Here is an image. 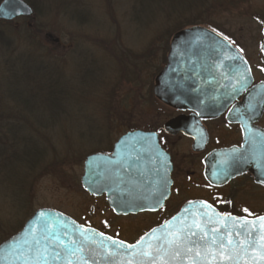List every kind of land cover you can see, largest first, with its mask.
I'll list each match as a JSON object with an SVG mask.
<instances>
[{
  "label": "rangeland",
  "instance_id": "obj_1",
  "mask_svg": "<svg viewBox=\"0 0 264 264\" xmlns=\"http://www.w3.org/2000/svg\"><path fill=\"white\" fill-rule=\"evenodd\" d=\"M83 2L87 6L91 5V9L89 7L90 11L85 19L75 18L79 20H76L79 24L72 21L68 23L69 21H66L70 19L68 15L59 12L56 17L55 11L48 13V9L39 17L33 14L29 18L20 17L11 21L12 29L22 28L28 24L31 26L30 30H33V26L35 30L38 19L43 23L54 20L63 25L60 29L67 28V32L52 34L54 39L65 45L62 51L69 54H66L68 60L65 62L64 77L69 81L72 79L76 84L82 77L84 78L82 69L88 67L84 75L88 79H93L94 84L89 87L88 96L91 97L97 84L100 88L97 87L94 95L98 97L94 99L96 105L93 107L91 100L87 99L84 105L87 110L80 111L81 116L74 115V105L67 109L68 117H73L72 122L79 124L74 125L75 136L68 142L69 148L78 150L73 153L75 158L72 161L71 158L62 167L42 174L33 184L25 201L21 199L20 201L16 197L19 196L16 191L14 197L11 195L7 197L1 187L0 241L18 231L38 208H53L76 216L91 209V201L80 185L85 156L112 142L122 127L128 125V121L138 120L137 122L142 124L146 122L148 114L166 110L153 96L152 83L154 76L161 69L164 48L172 35L166 39L162 37L161 32L152 33L150 15L147 14V10L141 12V15L132 10L134 0H83ZM136 10L139 11L137 7ZM208 18L204 24L196 25L233 36L255 67L256 76L264 77V60L260 58L259 52L264 0H249L240 9L233 12L216 11L210 13ZM73 30L79 32H72ZM41 31L42 35L52 33L49 27L47 29L44 27ZM14 36L17 37V34ZM90 60L94 61L92 66L87 65ZM109 83L112 91L107 85ZM108 93L111 94L112 101L109 104L106 103L109 101ZM25 95V100H29L27 93ZM23 110L26 111L25 108ZM94 111L96 116H92ZM28 115L40 116L37 110ZM81 133L85 134L84 138H79ZM103 133L107 137L105 142ZM66 147L67 143L59 141L54 143L55 149L60 148L61 155H64ZM28 179L32 180L33 175ZM4 181V178L1 179V183Z\"/></svg>",
  "mask_w": 264,
  "mask_h": 264
},
{
  "label": "flooded vegetation",
  "instance_id": "obj_2",
  "mask_svg": "<svg viewBox=\"0 0 264 264\" xmlns=\"http://www.w3.org/2000/svg\"><path fill=\"white\" fill-rule=\"evenodd\" d=\"M263 22L264 18L262 25ZM215 32L223 38L228 37L226 41L247 62L252 77L249 86L224 110L213 114L187 108L175 109L156 99L166 110L148 114L142 124L138 120L128 121L112 142L95 151L111 155L114 145L123 136L132 132L146 134L136 136L132 144L123 147L120 156L128 161L132 154L140 165L152 164L154 156L157 161L155 170L151 168L148 174L147 170L140 172L139 176L149 185V195L167 192L162 202L154 206V200L151 207L145 209L116 211L110 206L107 196H119L123 190H110L109 193L104 190L94 195L82 188L91 201V209L77 216L65 214L81 225L127 244L136 243L192 201L205 202L221 214L231 216L256 218L264 214V184L258 181L264 177V106L260 104L261 95L252 93L253 86L264 82V77L256 76L255 67L233 36L219 30ZM260 35L259 52L264 60L262 27ZM169 42L170 39L164 48L161 68L167 62ZM173 119H177L176 128L166 130L165 124ZM103 134L105 142L107 137ZM132 146L136 149L133 153L129 150ZM167 163L170 165L168 176L165 174ZM156 170L161 171L155 175Z\"/></svg>",
  "mask_w": 264,
  "mask_h": 264
},
{
  "label": "trees",
  "instance_id": "obj_3",
  "mask_svg": "<svg viewBox=\"0 0 264 264\" xmlns=\"http://www.w3.org/2000/svg\"><path fill=\"white\" fill-rule=\"evenodd\" d=\"M25 1L32 6L33 16H42L43 11L48 9V13L55 11L56 17L59 12L68 15L70 19L66 21L76 24L79 23L75 18L85 19L90 11L89 7L91 9V5L87 6L83 0ZM248 1L134 0L132 10L140 15L147 10L152 33L161 32L162 37L168 39L177 30L204 24L210 13L233 12ZM62 26L54 20L43 23L38 19L35 30L34 26L33 30H30L31 26L28 24L22 28L12 29L11 21L0 20V183L1 179H5L0 184V189L2 187L7 197L10 195L14 197L16 191L19 193L16 197L25 201L33 184L42 174L62 167L71 158V161L75 158L73 153L78 150L69 148L68 142L74 138V127L79 124L72 122L73 117H68L67 109L74 105V115L81 116L80 111L87 110L84 108L87 99L91 100L93 107L96 105L94 99L98 97L94 95L100 86L97 84L91 97L88 96L89 87L94 86L93 79H88L84 75L88 67L82 69L84 78L82 77L76 84L72 79L71 82L64 77L65 62L68 60L66 54H69L62 51L65 45L52 35L68 31L67 28L60 29ZM44 27L46 29L49 27L52 33L42 35L41 30ZM14 34H17V37H13ZM89 62L88 66L94 63L93 60ZM107 85L109 87L110 83ZM110 90L112 91L111 86ZM25 93L29 100H25ZM108 96L107 104L112 103L111 94L108 93ZM33 110H37L40 116L29 117L28 113ZM92 116H96L95 111ZM81 134L79 138H84L85 134ZM56 141L67 143L64 155H61L60 148L59 150L54 148ZM31 175L32 180L28 179Z\"/></svg>",
  "mask_w": 264,
  "mask_h": 264
},
{
  "label": "water",
  "instance_id": "obj_4",
  "mask_svg": "<svg viewBox=\"0 0 264 264\" xmlns=\"http://www.w3.org/2000/svg\"><path fill=\"white\" fill-rule=\"evenodd\" d=\"M33 13V8L25 0L0 1V20L2 21H12L20 17L29 18ZM262 33L263 43L261 45V51L264 54V22L262 25ZM231 56L239 58L235 60L229 59L228 57ZM217 65L222 66L217 67ZM237 73H243L244 79L241 80ZM226 79L228 80V84H226ZM251 82L252 77L247 62L234 46L224 40L220 35L218 36L212 29L201 25H192L172 34L169 42L167 62L154 78L152 93L157 100L172 108H187L213 114L224 110ZM233 86H235V90H233ZM252 93L261 95L262 99L260 104L264 106V82L253 86ZM176 126L177 119H173L168 121L164 127L167 130L171 127L176 128ZM141 135L146 134H142L141 132L129 133L114 145L111 155H103L95 152L89 154L83 162V174L80 177V184L88 193L97 195L104 190H107L108 193L110 190L113 192L119 189L124 191L119 196H107L110 206L116 211L149 208L154 200L155 206L159 202H162L167 194L166 192L162 195L156 193L152 196L149 195V185L143 182L139 176L140 172L147 170L148 174L151 168L152 171L155 170L157 161L154 156L152 164L149 162L146 165L145 163L144 165H140V162L132 154L129 155L128 161L122 159L120 156L122 148L132 144L134 138ZM155 140L154 138V143H156ZM154 148L156 149V146ZM129 150L133 153L136 149H133L132 146ZM223 152H226V150ZM140 167L143 168L142 171H140ZM165 170V174L168 176L170 170L168 163L165 164ZM160 171L156 170L155 175ZM258 181L264 184L262 182L264 181V177ZM200 202L202 201L186 203L173 217L187 216L191 220L192 213H202L205 211H208L209 214L214 211L220 215H225L218 212L212 206L211 209L199 207ZM185 208L189 209L187 213L184 212ZM41 212H44L46 216L40 217L39 214ZM261 216H264V214ZM173 217L167 221H171ZM256 218L247 219L253 220ZM203 219H207V217H203ZM37 221L41 223L44 221L54 222L56 228H60L61 224H63L66 226L63 230H66L69 236L77 241L82 239L79 232L80 228L93 230V233H88L92 236V239L98 242L103 240V237L99 236L101 232L79 224L61 211L48 207L38 208L26 219L18 231L0 241V264H26L23 257L17 258L7 253L14 246L19 248L25 239H30L28 229ZM225 224H227L233 233L236 230L243 231L239 225L234 228L232 222L228 220L220 225H210L209 227L218 226L221 228V234H223ZM39 226L37 224V227ZM164 226L165 223L153 229H157L159 233V230ZM153 229L142 237L147 239L151 236ZM255 235L254 232L253 239H255ZM104 236L110 237L105 234ZM64 239L67 240L68 237H64ZM233 239L240 240L244 239V237H236L233 235ZM104 243L110 249L116 250L110 241H104ZM88 247L94 249V251L85 253L88 264H128L129 259H138L130 257L129 253L131 250L124 248L118 250L119 255L109 256L102 249H99L97 244L89 242ZM253 257H256V259H253ZM51 264H63V261H53ZM73 264H77V262L74 260ZM236 264H264V260L259 259L258 249L257 251L249 249L247 253L241 252L239 254V259Z\"/></svg>",
  "mask_w": 264,
  "mask_h": 264
},
{
  "label": "snow or ice",
  "instance_id": "obj_5",
  "mask_svg": "<svg viewBox=\"0 0 264 264\" xmlns=\"http://www.w3.org/2000/svg\"><path fill=\"white\" fill-rule=\"evenodd\" d=\"M215 32V29H213ZM217 35H221L217 33ZM228 40V37H224ZM242 51V50H241ZM229 59H238L231 56ZM222 65H217L221 67ZM241 80L243 73H237ZM243 87V85H241ZM235 90V86H233ZM252 106L249 105V108ZM264 182V181H262ZM199 207L211 209V205L200 202ZM189 209L185 208L187 213ZM247 213L248 210L244 209ZM40 217L46 216L44 212ZM207 217V219H203ZM226 220L231 221L233 227L237 225L243 231L236 230L234 233L225 224L223 234L218 226ZM37 224L40 226L37 227ZM66 226L61 224L60 228L55 227L54 222H34L28 229L30 239H25L19 248L13 247L7 253L14 257H23L26 264H51L53 261H63V264H88L85 253L94 251L88 247L89 242L97 244L106 255H119V249L131 250L129 255L136 260L129 259L128 264H236L241 252L247 253L249 249L257 251L260 260H264V216L253 220L247 218L232 217L230 214L220 215L214 211L209 214L205 212L192 213V219L187 216L173 217L171 221H166L165 226L159 230L153 229L151 236L147 239L141 237L136 244H125L124 241L115 240L112 237H105L104 233H99L103 237L102 241L92 239L88 233H93L91 229L80 228L82 237L80 241L72 239L66 230ZM255 232V239L253 233ZM243 236L244 239L234 240ZM64 237H68L67 240ZM104 241H110L116 250L109 248ZM256 259V257H253Z\"/></svg>",
  "mask_w": 264,
  "mask_h": 264
}]
</instances>
